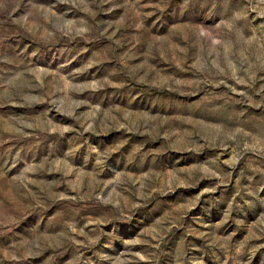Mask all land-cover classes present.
Wrapping results in <instances>:
<instances>
[{"label": "rangeland", "instance_id": "374dc122", "mask_svg": "<svg viewBox=\"0 0 264 264\" xmlns=\"http://www.w3.org/2000/svg\"><path fill=\"white\" fill-rule=\"evenodd\" d=\"M0 264H264V0H0Z\"/></svg>", "mask_w": 264, "mask_h": 264}]
</instances>
